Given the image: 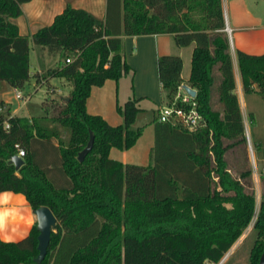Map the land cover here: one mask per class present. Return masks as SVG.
<instances>
[{
    "label": "trees",
    "instance_id": "16d2710c",
    "mask_svg": "<svg viewBox=\"0 0 264 264\" xmlns=\"http://www.w3.org/2000/svg\"><path fill=\"white\" fill-rule=\"evenodd\" d=\"M31 1L0 0V84L19 90L33 77L38 85L47 79L31 72L32 41L60 58L49 76L74 85L69 101L49 100V107L46 100L43 117L0 114V193L23 194L34 212L48 207L57 218L42 264H220L254 221L249 264H260L264 192L257 213L222 0H107L105 21L68 5L30 41L15 20ZM162 34L179 47L196 45L189 86L204 127L156 123L151 164H124L110 154L142 136L133 128L139 100L120 108V126L89 114L87 101L93 88L132 73L123 37ZM238 61L245 93L257 85L264 99V54L239 51ZM182 71L180 57H159V81L172 103ZM92 134L94 149L80 162ZM17 146L26 151L20 170L11 164ZM254 148L264 159V142ZM38 236L36 223L22 241L0 240V264H37Z\"/></svg>",
    "mask_w": 264,
    "mask_h": 264
},
{
    "label": "crops",
    "instance_id": "0c3cea01",
    "mask_svg": "<svg viewBox=\"0 0 264 264\" xmlns=\"http://www.w3.org/2000/svg\"><path fill=\"white\" fill-rule=\"evenodd\" d=\"M75 1L76 2H72L71 0H32L30 3L24 4L22 6L23 15L15 20V23L19 27L20 34L22 36L28 37L31 41L32 36L40 29L51 26L56 16L62 14L68 5L76 9H83L92 14L100 21L106 20L107 0ZM222 6L226 26L231 31V36H229V39L231 43L235 94L237 95L239 107L241 109L243 122L245 125L246 122H248L246 118L247 112L251 113L249 119H251V116H253L255 119L254 113L257 110L258 105L264 102V99L260 95L257 85H254L253 92L251 94L245 93L243 78L238 61V52L241 51L258 56L264 54V0H222ZM195 47V44H192L188 47H179L175 42L174 36L169 34L123 37V54L126 58L127 63L135 72L134 79H138L139 76L142 79V83H146L147 81L151 80L152 84L155 85V87L150 90L147 86L145 87V85H141L142 83L140 82L139 86L136 85L134 94V97L139 100V106L142 109V112L140 114H143V112H154L155 120L153 123H159V112L163 106L168 105L165 104V95L162 85L159 81V57L166 55L180 57L183 60L182 85L190 87L189 79L192 70V57ZM36 48L37 47H35V49ZM36 74L42 76L43 72L41 71L40 66ZM128 76H132V73ZM110 82L116 81L110 80L106 83L108 84ZM119 82H116V84L119 85ZM43 83L44 81H42V84ZM51 92L53 94L61 95V101H66V99L70 97L72 91H70L68 94H65L59 89L57 90L56 88H53ZM144 100H149L150 102L155 104V108H152L151 110L143 108V103L145 102ZM101 109L102 102L99 98L94 96L93 91L92 95L87 101V111L89 114L101 116L107 121L108 117L106 115H102L103 112L101 111ZM0 114L6 118L20 117L31 119L30 117H26L21 114V107L14 109V107L10 105H1ZM114 123L115 124L113 125L110 123L109 124L111 126L123 125V115H121L120 119L115 120ZM255 124L256 123H253V125ZM246 135L249 144L251 142L253 143V145L255 142H264V137H258L257 141H253L251 132H249V136L247 133ZM118 151L120 153H118L116 156L120 157L114 160H118L123 162L124 164H128L123 158V155L125 153H122L121 150ZM127 151L129 150H126V152ZM114 152L115 149L112 150L110 154L111 159ZM256 156L257 175L253 173V182L256 197V208L258 212V206L260 210L263 201L264 187L262 177L264 176V159L261 156L257 155V153ZM0 213L5 214V231L0 232V240L4 242L22 241L27 236H29L31 230L37 223L35 212L33 211L27 198L23 194H17L14 192L0 193ZM254 223L255 221L252 224ZM252 230L250 231V234L252 233ZM239 246L240 245L237 241V243L225 256L226 259L230 256H235V254L239 250Z\"/></svg>",
    "mask_w": 264,
    "mask_h": 264
},
{
    "label": "rangeland",
    "instance_id": "374dc122",
    "mask_svg": "<svg viewBox=\"0 0 264 264\" xmlns=\"http://www.w3.org/2000/svg\"><path fill=\"white\" fill-rule=\"evenodd\" d=\"M70 1V0H69ZM72 2H76L75 0H71ZM30 59H31V72L32 74H36L39 70V66L41 71L43 72L41 78H47L44 83L37 84L36 79L33 77L23 89L16 90L12 88L7 82H2L1 90H0V106L1 105H10L13 106L14 109L21 107V114L26 117L39 118L45 115V111L43 108V104L45 106H51L52 101H61V95L53 94L51 90L53 88L59 89L65 94H68L70 91L74 89V85L67 78L60 77H50L49 70L55 68L60 61V58L50 56L47 51H43L39 48L35 49V45L31 41L30 44ZM135 72L132 69V76L124 77L119 82V85L116 82L106 83L102 88L95 87L94 96L99 98L102 102V115H106L107 122L110 124H115V120L121 118L120 108L124 107L126 102L130 100V98L134 97L136 85H140L142 83V79L138 76V79H134ZM136 80V81H135ZM141 85L147 86L150 90H152L155 85L152 84L151 80L146 83L143 82ZM20 92L24 99L19 100L17 98V93ZM92 95V93H91ZM52 100V101H49ZM143 108H147L151 110L155 108V104L150 102L149 100H144ZM264 101V100H263ZM179 105V101H173L165 96V104H175ZM251 113L246 114V118L248 122H246V133L249 136V132L253 137V141H257L258 137H264V102L258 105L257 110L255 111V119L254 122L249 119ZM155 120L154 112L140 114L137 118V122L134 125V129H143V134L138 140L136 146L127 151H121L125 153L123 158L125 162L128 164L134 165H149L152 162V154L154 152L156 146V135L155 128L153 123ZM122 122V120H121ZM253 123H256L253 125ZM124 124V123H123ZM120 153L118 150L112 155V159L119 158L116 155ZM248 158L249 163L252 168L253 173L257 175L256 169V151L253 143H248ZM259 212V206H258ZM257 212V213H258ZM253 225L244 233V237L242 240H238L239 250L235 254V256H230L227 258L223 264H249L250 252L254 245V237L250 236V231L253 228ZM246 239V240H245ZM243 241V242H242ZM243 243V244H241Z\"/></svg>",
    "mask_w": 264,
    "mask_h": 264
},
{
    "label": "built area",
    "instance_id": "2783aa9c",
    "mask_svg": "<svg viewBox=\"0 0 264 264\" xmlns=\"http://www.w3.org/2000/svg\"><path fill=\"white\" fill-rule=\"evenodd\" d=\"M228 36H231V31L226 28ZM67 63H72L71 59L67 60ZM19 100H23L24 97L21 93L17 94ZM176 101H180V105L171 104L163 106L159 112L160 123H172L173 125L180 126L181 128L190 132H196L204 127L205 119L198 110L197 102L188 92L185 90V86L181 85L178 89ZM9 128V126H7ZM18 156L24 159L26 151L19 146Z\"/></svg>",
    "mask_w": 264,
    "mask_h": 264
},
{
    "label": "water",
    "instance_id": "95a60500",
    "mask_svg": "<svg viewBox=\"0 0 264 264\" xmlns=\"http://www.w3.org/2000/svg\"><path fill=\"white\" fill-rule=\"evenodd\" d=\"M185 90L193 98H196L197 92L195 90L187 86H185ZM69 100H70L69 98L66 99V101ZM94 145H95V137L92 134L87 147L79 154L78 159L80 162H83L85 158L92 152V150L94 149ZM11 164L16 167V170H20L21 167L24 166L25 161L24 159L16 155L11 160ZM35 215L37 217V229L39 231V236H38L39 255L35 259V262L37 264H42L48 254V249L52 239V232L57 225V218L55 217L51 209H49L48 207H42L38 209L37 211H35ZM225 259L226 257H224V259L220 262V264H223ZM260 264H264V252L261 257Z\"/></svg>",
    "mask_w": 264,
    "mask_h": 264
},
{
    "label": "clouds",
    "instance_id": "9594fccd",
    "mask_svg": "<svg viewBox=\"0 0 264 264\" xmlns=\"http://www.w3.org/2000/svg\"><path fill=\"white\" fill-rule=\"evenodd\" d=\"M5 214L4 213H0V232L5 231Z\"/></svg>",
    "mask_w": 264,
    "mask_h": 264
}]
</instances>
